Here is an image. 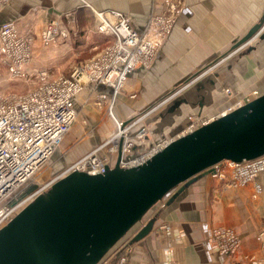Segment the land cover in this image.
Returning a JSON list of instances; mask_svg holds the SVG:
<instances>
[{
	"label": "crops",
	"instance_id": "0c3cea01",
	"mask_svg": "<svg viewBox=\"0 0 264 264\" xmlns=\"http://www.w3.org/2000/svg\"><path fill=\"white\" fill-rule=\"evenodd\" d=\"M185 2L154 61L135 68L117 94L104 83L84 86L81 92L90 91L112 104V112L106 108L107 115L91 118L87 130L70 132L71 128L64 136L56 150L59 161L70 158L75 148L82 152L64 163L63 169L110 139L118 130L116 119L128 121L145 114L192 71L194 75L204 72L195 81L208 75L213 79L188 96L193 105L182 102L176 112H169L165 111L164 103L140 119L130 133L145 124L149 125L154 140L177 136L188 126L190 117L221 114L249 89L264 87V51L262 55L257 52L264 48V39L255 44L252 39L241 48H232L238 38L260 22L264 0ZM114 8L122 10L132 19L134 27L142 29L162 5L156 0H8L0 5V25L14 22L21 34L33 37L37 48L42 41L41 31L54 20L69 29L84 13L96 18L97 11ZM86 27L90 29V25ZM31 71L34 70L29 68L28 72ZM78 95L74 98L75 107ZM80 141L86 142L81 148ZM256 182L263 187L254 197L253 184L232 187L212 172L198 176L174 201L151 209L147 219L155 213L159 216L150 233L126 245L136 232L129 234L100 264H264V240L258 236L264 229V172L257 176ZM216 226H232L238 231L241 245L234 254H222L209 244Z\"/></svg>",
	"mask_w": 264,
	"mask_h": 264
},
{
	"label": "built area",
	"instance_id": "2783aa9c",
	"mask_svg": "<svg viewBox=\"0 0 264 264\" xmlns=\"http://www.w3.org/2000/svg\"><path fill=\"white\" fill-rule=\"evenodd\" d=\"M161 3L160 12L150 17L142 29L134 27L132 19L120 9L96 12L98 32L110 34L113 41L102 51L86 61L70 76L60 74L49 77L44 69L37 70V83L25 93L0 92V227L29 201L44 192L59 175L79 169L91 173H103L114 165L121 151L120 165L133 166L149 159L152 154L164 148L173 138L154 140L149 125H141L135 132L131 128L149 112L162 106L172 96L151 106L142 115L124 121L116 119L117 132L96 148L88 151L58 176L43 185L22 194L36 172L43 167L71 130L76 120L75 95L86 85L108 84L117 94L128 81L132 71L140 65L148 66L159 53L163 41L172 29L177 16L183 10L180 0H156ZM8 0H0V5ZM45 44L57 39L68 38V29L59 21L49 23L41 31ZM34 39L21 34L14 22L0 25V58L9 69L11 77H25V66L34 56ZM229 91L228 88H226ZM262 91L255 89L246 97L254 99ZM241 99L226 110L246 102ZM224 110V111H226ZM191 118L188 126L179 134L190 132L207 122L209 118ZM115 156V157H114ZM212 174L232 187L254 184V197L262 191L257 176L264 172V154L239 162L225 159L214 165ZM166 200L159 202L164 206ZM258 236L264 240V229ZM209 244L222 254H234L240 247V236L232 226H216L209 238Z\"/></svg>",
	"mask_w": 264,
	"mask_h": 264
},
{
	"label": "water",
	"instance_id": "95a60500",
	"mask_svg": "<svg viewBox=\"0 0 264 264\" xmlns=\"http://www.w3.org/2000/svg\"><path fill=\"white\" fill-rule=\"evenodd\" d=\"M258 35L264 39V14L233 50ZM203 73L173 88L165 111L176 112L182 102L193 105L190 94L213 80L208 75L195 81ZM262 154L264 90L179 134L141 163L121 166L119 150L117 161L103 173L74 169L59 175L0 227V264H100L129 234L136 232L126 245L151 232L159 215H147L159 201L166 200L165 207L225 159L239 162Z\"/></svg>",
	"mask_w": 264,
	"mask_h": 264
},
{
	"label": "rangeland",
	"instance_id": "374dc122",
	"mask_svg": "<svg viewBox=\"0 0 264 264\" xmlns=\"http://www.w3.org/2000/svg\"><path fill=\"white\" fill-rule=\"evenodd\" d=\"M180 2H182L184 8L186 6L185 0H180ZM96 21L97 20L94 17V15L91 14L78 17L77 21L76 20L73 21L74 26L72 28L68 29L66 27L68 29V36H69L68 38L61 40L57 39L55 43H51V44H45L43 41H41L40 47L37 46V48L36 47L34 48L33 46L34 56L29 62H27L25 68L26 70L30 68L33 69L34 71L27 72L25 77H19V78L11 77L12 75L10 74L9 69L0 58V92H6V93L14 92L17 94L25 93L28 89L33 87L35 83H37V80L40 79L38 78L39 76L36 72L37 70L40 69L46 70L49 77L51 78H55L60 74H63L65 76H70L74 69L82 67V65L86 63L88 59L100 53L102 49L109 44L107 41L108 38L104 34H101L96 30V26H95ZM76 22L80 24V26H78ZM87 25H90V29L86 27ZM228 31L231 32L230 29H228ZM259 40L260 37L258 36L253 39L252 43L253 44L258 43ZM263 51L264 48L262 49V51H257V52L262 55ZM180 58L182 57L179 56V61H178L179 63H181L182 61V59ZM250 69L253 70V67H250ZM177 71L179 70L177 69L174 70L173 72L177 73ZM193 74L194 71H192L189 74L190 76H188L187 78H191V80H193V78L197 76V74L196 75ZM186 79L184 80L181 79L180 80L181 82L178 81L179 84L186 82ZM254 83L255 82L249 83L248 86L253 85ZM84 86L78 92L79 97L76 104L77 116L72 126V130L70 132H72L74 129H79L80 131H83L85 128L87 130L91 126L88 123L91 118H95V117L100 118L102 117V115H104L105 117L107 115V111H106L107 109L112 112L111 110L112 104L98 99V96H96L94 93H91L90 91L81 92ZM255 89L259 91H263L264 87L255 86L254 88L249 89L248 90L249 92H247L245 96L235 100L233 104L238 103L239 101H241V99L246 101L245 100L246 97L250 95L251 92H253ZM169 95L170 93L165 95L162 99H160V101H162L164 98H166ZM69 135L67 137H69ZM80 142L81 143L79 144L78 147L81 148L83 147V145H85L86 142L84 141H80ZM74 151L69 156L70 158H65L66 162L64 158H61V161H59L58 160L59 151L58 152L55 151L53 155L50 157V159L47 161V163L44 164L43 167L39 169L36 172V174L32 177L31 182L24 189H22L23 190L22 194L27 193L29 192V190L37 188V186L43 185L51 178L58 176L64 170L63 169L64 163H68L72 161L74 158H76L77 155H79L82 152V151L81 152L79 151L74 152ZM159 202L153 206L152 210L158 206Z\"/></svg>",
	"mask_w": 264,
	"mask_h": 264
},
{
	"label": "trees",
	"instance_id": "16d2710c",
	"mask_svg": "<svg viewBox=\"0 0 264 264\" xmlns=\"http://www.w3.org/2000/svg\"><path fill=\"white\" fill-rule=\"evenodd\" d=\"M84 15H87V14H82V15H80V17H82V16H84ZM83 25V24H82ZM78 26H80V24H78ZM99 33H101V34H104L107 38H108V43H110L111 41H112V39H113V36L112 35H110V34H106V33H102V32H99Z\"/></svg>",
	"mask_w": 264,
	"mask_h": 264
},
{
	"label": "bare ground",
	"instance_id": "6f19581e",
	"mask_svg": "<svg viewBox=\"0 0 264 264\" xmlns=\"http://www.w3.org/2000/svg\"><path fill=\"white\" fill-rule=\"evenodd\" d=\"M258 36H259V35H258ZM114 248H115V246H114ZM114 248H113V249H114ZM109 252H110V251H109Z\"/></svg>",
	"mask_w": 264,
	"mask_h": 264
}]
</instances>
